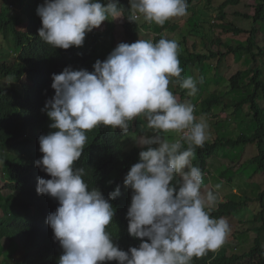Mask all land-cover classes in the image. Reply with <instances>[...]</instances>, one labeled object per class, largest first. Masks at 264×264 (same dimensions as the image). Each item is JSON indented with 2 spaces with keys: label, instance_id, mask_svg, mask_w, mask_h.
<instances>
[{
  "label": "clouds",
  "instance_id": "9594fccd",
  "mask_svg": "<svg viewBox=\"0 0 264 264\" xmlns=\"http://www.w3.org/2000/svg\"><path fill=\"white\" fill-rule=\"evenodd\" d=\"M40 2L9 0L11 14L17 17L16 26L26 21L21 31L27 30L24 11L34 5L42 21L39 37L65 50L89 46L91 42H85L88 33L93 32V40L94 34H99L95 28L126 13L119 0ZM187 2L129 0L126 16L137 24L136 42L122 41L110 48L111 53L103 62L97 60L92 72L85 70L91 62L73 64L71 56L61 65L60 74H52L54 95L44 97L46 101L40 104L54 131L38 138L43 156L35 164L51 177L38 178L37 193L50 195L59 203L46 221L63 249L58 264H192L194 258L225 249L222 246L231 234L226 218L232 214L219 218L211 215L223 205L217 191L221 184L214 186L216 191L205 186L204 179L216 172L206 166V161L204 171L193 163L196 149L211 139L208 120L203 114L197 118L196 106L190 100L181 101L173 91L178 86L181 94L187 90L189 97L199 91L196 79L182 75L185 69L180 66L179 47L183 49L186 39L179 43L161 30L170 19L187 15ZM141 19L154 24L156 36L152 40L138 39L139 31L145 29L138 22ZM158 34L171 40L154 42ZM15 80L16 76L10 75L5 84ZM101 128L123 134L118 142L123 155L134 150L139 155L124 178L125 194L131 197L126 214L128 233L139 244L128 251L114 244L107 230L115 215L109 201L120 195V187L106 199L87 183L88 158L96 153L91 147L97 143L94 137ZM144 128L148 131L143 132ZM35 134L41 133L38 130ZM128 140L132 143L125 144ZM0 162L5 165L7 178V166ZM7 181L15 188L10 194L0 195L5 201L16 198L19 192L16 183Z\"/></svg>",
  "mask_w": 264,
  "mask_h": 264
},
{
  "label": "trees",
  "instance_id": "16d2710c",
  "mask_svg": "<svg viewBox=\"0 0 264 264\" xmlns=\"http://www.w3.org/2000/svg\"><path fill=\"white\" fill-rule=\"evenodd\" d=\"M8 3L9 0L0 2V57L5 55L3 50L18 53V55L0 60V161L6 164L7 178L10 182L16 183L19 190L17 197L20 196V198L16 197L6 201L0 198V208L4 210L0 219V228L4 229V235L10 241L21 246L24 255L20 259L5 262L7 264H58L63 249L54 239V232L46 221L47 216L56 211L59 203L56 198L38 194L36 191L38 178L51 179L50 175L35 164V161L43 156L38 138L54 131L49 127L51 121L46 112L42 111L44 107L40 102L46 101L42 100L44 97L50 99L54 95V90L51 88L52 74H60L63 71L61 65L68 63L71 56L73 64L86 65L91 62L90 68L85 69L89 72L93 71V65L97 60L103 62L107 58L111 51L102 43V39L103 37L107 40L111 38V45L113 44V20H107L108 29L105 32L99 35L94 34L89 46L86 45L87 47L78 51H73L74 47L65 50L54 48L39 37L38 29L42 27V21L37 15V7L34 12L29 8L24 11L28 18V25L26 31H21L16 28L17 17L11 14ZM43 3L44 0H41L40 5ZM207 3L209 4L208 0ZM224 3L237 5L239 0H226ZM119 5L126 11L123 17L125 20L124 35L126 32L125 39L129 43L137 34V24L127 19V11L130 9L129 0H119ZM219 9L222 10V7ZM250 18L254 26L251 28L246 48L241 44L238 47H228L227 50L228 53L235 54L241 50H248L249 57L255 62L260 54H263V50L259 49L257 53H253L250 49L254 45L258 46L252 40L257 32L255 26L259 25V28H262L261 25L264 24V0H257L254 14ZM233 29L234 32L243 31L239 28ZM205 37L206 40L209 38ZM160 38L169 39L158 34L154 42ZM182 45L183 51L179 50V60L183 69H186L192 62L202 65L211 58L217 57V61L220 62L226 57V53L220 52L208 51L202 54L189 51L185 48L184 42ZM179 49L182 48L179 47ZM243 72L244 70H238L229 78L232 90L243 87L244 84L240 83ZM10 75L16 76V80L11 85H6L5 78ZM261 76L262 71L258 67L251 69L249 82L246 84L250 92L238 102L234 101L233 104L236 103V109L247 105L251 110L252 120L256 123L255 131L250 135L241 134L235 140L245 144L254 143L257 146V154L253 161L264 177V118L260 100L264 95V81L261 80ZM222 101L216 94H209L201 102V110L209 113L213 107L222 104ZM140 121L139 119L137 124ZM38 130L41 134H35ZM122 135L120 131L111 128H101V131L95 134L94 140L97 143L93 146H97L98 149L88 158L87 183L90 188H98L106 199L110 192L114 191L117 186L120 187V195L109 201L115 209V215L113 223L108 226L107 230L112 235L114 244L121 250L128 251L131 247H139V244L136 238L128 233L126 214L130 207L131 197L125 194L124 178L131 166L138 162L139 155L135 150L128 155H123L119 151L118 142ZM228 141L230 140L215 139L212 143H205L203 148H197L195 165L204 171L205 161L211 153L216 151L217 145ZM257 200L261 210L255 219L259 220L261 225L254 230L256 234L254 245L248 252L241 255H227V251L223 249L216 255L215 252H209L202 258H194L192 264H264L262 237L264 185L258 192ZM30 207L36 209L37 214H31ZM236 207L237 203L230 200L220 205L211 215L216 218L231 215ZM22 210L26 212L22 213ZM121 222L125 233L122 236L118 233ZM123 224H125L124 227ZM104 264H118V262L106 261Z\"/></svg>",
  "mask_w": 264,
  "mask_h": 264
},
{
  "label": "rangeland",
  "instance_id": "374dc122",
  "mask_svg": "<svg viewBox=\"0 0 264 264\" xmlns=\"http://www.w3.org/2000/svg\"><path fill=\"white\" fill-rule=\"evenodd\" d=\"M208 1L209 4L207 0L187 2L189 7L187 15L170 19L161 27V30L179 43L186 39L185 48L189 51L202 54H206L208 51L226 53L225 59L220 62L217 61V57L206 60L202 65L192 62L184 70L186 77L191 76L198 81L199 91L195 96L189 97L187 90L184 91L186 94H181V88L178 86L173 91L181 101L190 100L196 106L197 118L202 114L206 116L211 134L210 141L206 143H212L215 139L230 140L227 143L217 145L216 151L211 153V156L206 160V166L214 170L217 175L207 176L204 183L205 186L215 191L214 186L218 183L221 184V188L217 190L223 200L220 204L230 200L237 203L236 210L226 218L231 226V234L222 247L227 250L229 255H241L248 252L254 245L256 236L254 230L261 225V222L255 217L261 210L257 196L263 188L264 177L257 170L253 161L257 154V146L254 143L245 144L235 140L241 134L250 135L255 131L256 123L252 120L251 110L247 105L236 109V103L233 104V102H238L250 92V89L246 88V84L249 82L251 69L258 67L262 71L261 80L264 81V24L261 25L262 28H259V25L255 26L257 32L252 41L258 44L259 48L254 45L250 50L253 53H257L259 49L263 50V54H260L255 62L249 57L248 50H241L237 54L228 53V47H238L243 44L242 46L246 48L249 43L250 31L254 26L250 17L254 14L257 0H239L237 5H227L224 3L226 0ZM220 7L222 10L219 9ZM29 9L34 12L35 6L31 5ZM222 14H224L223 17ZM123 21V18L113 20L114 29L112 33L115 46L112 50L122 41L128 43L125 39L126 32L124 38L121 34ZM138 22L145 27L143 32L139 31L138 39L152 40L156 36L154 24H147L142 19ZM107 25L106 20L95 30L99 33L105 32L108 29ZM25 27L26 21H22L16 26L18 30H25ZM233 28H239L243 31L234 32ZM92 34L93 32H90L86 35L85 42H91ZM205 36L209 38L206 40ZM111 41L112 39L109 38L102 43L111 48ZM136 41L132 39L129 43ZM179 50L183 51V49ZM3 53L5 55L1 56L0 60L18 55V53L7 52L6 50H3ZM238 70H244L240 81L244 85L241 89L232 90L229 78ZM201 78L203 82L199 83ZM209 94H216L223 101L222 104L213 107L208 115L200 110L201 102ZM260 100L263 107L262 117L264 118V95ZM144 131H148V129L144 128ZM148 134L151 135V132ZM124 143L132 142L128 140ZM196 161L195 155L193 163ZM5 173V165L0 162V195L3 196L10 194L11 190L15 188L14 184L8 183ZM29 210L31 213L37 212L33 207H30ZM21 212L25 213L26 211L22 210ZM2 216L3 210L0 209V218ZM262 237L264 240V229ZM0 249V264H7L6 260L20 259L23 255L20 246L4 235L3 228H0Z\"/></svg>",
  "mask_w": 264,
  "mask_h": 264
},
{
  "label": "water",
  "instance_id": "95a60500",
  "mask_svg": "<svg viewBox=\"0 0 264 264\" xmlns=\"http://www.w3.org/2000/svg\"><path fill=\"white\" fill-rule=\"evenodd\" d=\"M92 148V150L91 151H94V152H96V149H98V147L97 146H92L91 147ZM87 166V165H86ZM77 167H82V166H77ZM35 214H37V212L35 213ZM1 219V218H0ZM124 225L125 224H123V227H124ZM118 233H119V235L120 236H122V235H124L125 233L123 232V229H122V222L120 223V230H118ZM118 236V235H117Z\"/></svg>",
  "mask_w": 264,
  "mask_h": 264
},
{
  "label": "bare ground",
  "instance_id": "6f19581e",
  "mask_svg": "<svg viewBox=\"0 0 264 264\" xmlns=\"http://www.w3.org/2000/svg\"><path fill=\"white\" fill-rule=\"evenodd\" d=\"M90 36V35H89ZM92 38V37H91ZM90 39V38H89ZM87 41V40H86ZM92 41V40H91Z\"/></svg>",
  "mask_w": 264,
  "mask_h": 264
}]
</instances>
